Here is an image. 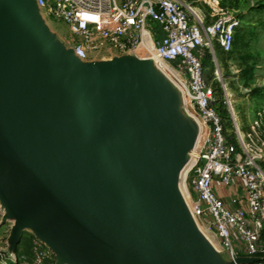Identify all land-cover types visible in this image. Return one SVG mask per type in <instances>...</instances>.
<instances>
[{
  "label": "water",
  "instance_id": "95a60500",
  "mask_svg": "<svg viewBox=\"0 0 264 264\" xmlns=\"http://www.w3.org/2000/svg\"><path fill=\"white\" fill-rule=\"evenodd\" d=\"M36 10V0H0V205L14 223L9 255L30 230L55 264L259 261L209 256V243L200 249L190 235L197 229L187 213L184 228L171 221L159 187L172 181L179 194L174 156L185 120L171 107L148 113L135 104V87L151 91L141 70L151 62L81 61L58 46Z\"/></svg>",
  "mask_w": 264,
  "mask_h": 264
},
{
  "label": "built area",
  "instance_id": "2783aa9c",
  "mask_svg": "<svg viewBox=\"0 0 264 264\" xmlns=\"http://www.w3.org/2000/svg\"><path fill=\"white\" fill-rule=\"evenodd\" d=\"M36 3L51 20L61 21L68 28L70 49L81 61L103 50L124 53L144 49L149 41L150 57L168 64L180 75L186 100L207 129L206 140L186 173V178L191 174L186 190L193 216L213 235L227 261L250 258L259 260L251 264H264V131L258 121L247 130L238 126L227 93L222 102L230 127L225 126L212 106L214 82L204 78L205 53L213 57L216 47L223 53L230 52L238 20L219 16L204 25L191 5L177 0ZM149 22L157 31L149 29ZM214 75L218 76L217 71ZM30 244L32 261H19L16 255L11 260L17 264H43L53 255L33 235Z\"/></svg>",
  "mask_w": 264,
  "mask_h": 264
},
{
  "label": "rangeland",
  "instance_id": "374dc122",
  "mask_svg": "<svg viewBox=\"0 0 264 264\" xmlns=\"http://www.w3.org/2000/svg\"><path fill=\"white\" fill-rule=\"evenodd\" d=\"M184 1L191 5H196L198 2L204 3V7L208 12H211L212 9L218 8L228 10L231 16L238 20L239 24L231 51L223 53L218 47H216L214 56H211L210 60L204 64V78L207 81L214 82L215 89H219L216 93L217 97H223L224 93H227L233 101L234 109L238 110L239 113H242L244 110L246 111L247 102L251 103V110L259 108L263 112L264 0ZM35 14L44 29L55 37L58 46H61L64 49H70L71 34L64 23L61 21H53L43 12L38 10L35 11ZM148 27L153 32L157 31L153 23L149 22ZM129 56L140 59L142 57H150L151 55L144 49L124 53L103 50L101 53L89 54L88 59L85 62L103 64L113 59ZM141 70L143 71L142 73L148 76L147 84L151 87V91L144 90V87L141 85L135 87L134 91L137 94L136 101H134L135 104L139 107L148 105L146 109L149 111L148 113L171 107L174 108L177 114L182 116L185 120V130L180 142L177 144V149L175 151L176 155L174 157L182 167L178 172V179L182 175L185 176L184 184L186 186V183H189L191 176L189 173L187 177L188 179L186 178L187 170L191 165L193 157L200 151L206 140L207 129L188 104L184 92L176 83L177 80L173 79L171 76L168 77L163 73L164 76L155 66H153V62H151L149 66H143ZM215 71H217V77L214 75ZM176 184L179 192L177 196L175 195V188L172 181L168 183L167 190L162 186L159 187V189H163L164 199L162 202H164L169 208L167 211L170 215L171 221L177 226L184 228L185 223L183 215L187 213L191 219L194 217L192 213V202L188 197L187 190L185 197L182 193L180 194L181 184L179 183V180ZM4 215L5 212L0 205V264L4 261H6L7 264H17L11 260L13 256L9 255L7 245V240L14 223L11 220H3ZM194 224L197 231L195 229L191 230L190 235L194 239L196 246L203 249L206 247L205 240L208 242L206 233L209 234V232L199 221L198 226L196 225V222H194ZM29 235H33V233L30 230H25L20 243L13 254L14 257L16 255L19 261L24 258L27 260L29 256V260L32 259ZM211 239V241H213V246L209 245L212 247L213 252H210L211 254H206L209 256H222L224 258L217 243L213 238ZM44 247L47 248L46 246Z\"/></svg>",
  "mask_w": 264,
  "mask_h": 264
},
{
  "label": "crops",
  "instance_id": "0c3cea01",
  "mask_svg": "<svg viewBox=\"0 0 264 264\" xmlns=\"http://www.w3.org/2000/svg\"><path fill=\"white\" fill-rule=\"evenodd\" d=\"M181 3L184 4H189L185 2L184 0H177ZM206 3V1H205ZM193 11L201 18L202 22L204 25H209L211 24L217 17L219 16H231L230 12L228 10H224L222 8H218V9H212L211 12H208L207 9H205L204 7V3L198 2L196 5H191ZM173 79L176 80V76H171ZM251 103L247 102V108L246 111H242V113H239L238 110H235V115H236V120H237V124L238 126L242 129V130H247L248 127L250 125H252L254 122L258 121L260 128L264 131V111L262 113V116H259V114L262 112L259 108H255V109H250ZM264 166V163H263ZM184 180H185V176H181V189L184 193V195L186 196V186L184 184ZM228 198L225 199V201ZM194 220V222H196V225L198 226V220L195 217H192ZM207 232V231H206ZM31 236V235H29ZM207 239H208V243L213 246V241H211L212 237L209 236L208 233H206Z\"/></svg>",
  "mask_w": 264,
  "mask_h": 264
},
{
  "label": "bare ground",
  "instance_id": "6f19581e",
  "mask_svg": "<svg viewBox=\"0 0 264 264\" xmlns=\"http://www.w3.org/2000/svg\"><path fill=\"white\" fill-rule=\"evenodd\" d=\"M144 50L150 52L151 50V45H150V42L147 41L144 45ZM138 61L142 62V63H147L149 64L150 61L153 62V66H155L162 74L164 73L166 76L170 77V76H176V83L178 86H182V79L180 77L179 74H177L168 64H165V63H161L159 61H157L155 58L153 57H142V58H137ZM163 74V75H164ZM164 75V76H165ZM182 88V87H181ZM140 180H141V177H140ZM179 180V183L181 184V176L180 178L178 179ZM181 186V185H180ZM183 194V196L185 197L182 189L180 188V194ZM210 234V233H209ZM210 236L214 239L213 235L210 234Z\"/></svg>",
  "mask_w": 264,
  "mask_h": 264
},
{
  "label": "trees",
  "instance_id": "16d2710c",
  "mask_svg": "<svg viewBox=\"0 0 264 264\" xmlns=\"http://www.w3.org/2000/svg\"><path fill=\"white\" fill-rule=\"evenodd\" d=\"M210 58H211V55L208 53H205V56L203 58V66L208 60H210ZM218 90L219 89H215V100L212 103V106L215 109V111L219 114V116L222 118L225 126L230 127V119H229L228 113L224 107V104L222 102V96H220V97L216 96V93L218 92ZM30 239H31V236H30ZM29 258H30V256H29ZM29 258L27 260L29 262L32 261V259L29 260ZM54 261H55V258L52 255L47 260H45V262L43 264H53Z\"/></svg>",
  "mask_w": 264,
  "mask_h": 264
}]
</instances>
